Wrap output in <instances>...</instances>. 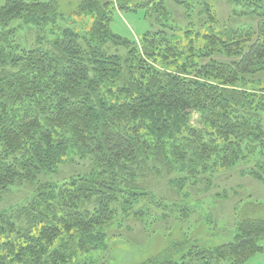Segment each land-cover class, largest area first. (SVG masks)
<instances>
[{"label":"trees","instance_id":"trees-1","mask_svg":"<svg viewBox=\"0 0 264 264\" xmlns=\"http://www.w3.org/2000/svg\"><path fill=\"white\" fill-rule=\"evenodd\" d=\"M166 1L137 7L156 24L139 48L111 29V1H82L94 21L78 29L59 0H0V201L31 190L0 207V264H113L112 227L146 229L152 209L189 219L198 182L208 191L264 152V22L219 23L207 3L210 23L190 18L176 42ZM232 2L239 19H264V5ZM263 238L264 217L245 216L228 242L171 239L133 264H246Z\"/></svg>","mask_w":264,"mask_h":264},{"label":"rangeland","instance_id":"rangeland-1","mask_svg":"<svg viewBox=\"0 0 264 264\" xmlns=\"http://www.w3.org/2000/svg\"><path fill=\"white\" fill-rule=\"evenodd\" d=\"M82 1L84 0H59L61 10L67 20L74 22L78 29L82 27L87 29L92 25L94 18L78 11V6ZM100 1L112 2L111 10L114 11L111 15L113 18L111 29L117 34L129 37L141 48L142 35L146 31L155 30L156 26L155 17L151 16L149 11L146 12L144 8H137L149 0H130V7L134 11L121 8L117 0ZM186 1L191 9L185 8V5L177 4L175 0L166 1V5L172 11V13L169 11V19L171 24L174 25V27L171 26L174 30L170 29V32L175 33L176 42L183 38L184 30L191 26L190 18L195 17L200 23H210V16L206 9L207 3H209L211 10V19L214 16V19L217 18L219 23L225 24L228 22V24H232L234 22L239 24L243 22V24H249L246 28H252L253 26L260 27L264 22V19L261 20V17L257 15L256 19H239L236 17L233 14L235 5L232 0ZM251 3L254 6H263L264 0H251ZM211 22L213 21L211 20ZM216 22L213 23L216 25ZM184 40H186L185 37ZM258 163L264 164V152L260 150L248 161H240L233 167L221 169L217 172L213 178V183L209 186L210 190L206 191L204 183L198 182L197 186L192 188L191 194L183 199L193 203L197 209L189 219L177 220L176 215H171L170 219L163 220L159 218L160 211L149 208V210L152 209L149 212L152 223H148L146 229L142 230L141 223L135 220L129 221L123 227H117V225L112 227L110 234L113 237L109 242L110 249L102 252V255L108 259L110 258L113 264H133L157 253L171 239L199 238L202 244L206 246L218 245L232 240L236 232V224L242 218L245 216L252 218L264 217V182L257 180L251 174V171H258ZM66 167L67 169L62 176L48 175V179L63 181L64 176L69 177L73 173L70 166ZM73 171L83 172L76 167ZM262 174L264 176V172ZM177 176L180 177L179 174ZM204 182L207 185L208 181ZM166 186V182L163 181L157 186L156 194L158 196L169 194ZM30 192V189L18 191L14 196L6 197L0 201V207L14 203V201L26 199L30 197ZM169 197L178 199L174 194ZM183 197H180V199ZM261 244H263L262 252L255 254L246 264H264V238L261 240Z\"/></svg>","mask_w":264,"mask_h":264}]
</instances>
